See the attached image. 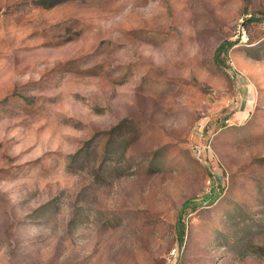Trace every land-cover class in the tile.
I'll return each instance as SVG.
<instances>
[{
    "label": "rangeland",
    "instance_id": "1",
    "mask_svg": "<svg viewBox=\"0 0 264 264\" xmlns=\"http://www.w3.org/2000/svg\"><path fill=\"white\" fill-rule=\"evenodd\" d=\"M0 264H264V0H0Z\"/></svg>",
    "mask_w": 264,
    "mask_h": 264
},
{
    "label": "built area",
    "instance_id": "2",
    "mask_svg": "<svg viewBox=\"0 0 264 264\" xmlns=\"http://www.w3.org/2000/svg\"><path fill=\"white\" fill-rule=\"evenodd\" d=\"M205 146H193L192 148V151L194 152V154L197 156V157H201L202 156V151L204 149ZM173 258L175 257V251H172L171 254H170Z\"/></svg>",
    "mask_w": 264,
    "mask_h": 264
}]
</instances>
